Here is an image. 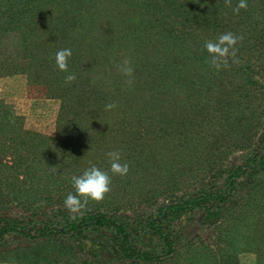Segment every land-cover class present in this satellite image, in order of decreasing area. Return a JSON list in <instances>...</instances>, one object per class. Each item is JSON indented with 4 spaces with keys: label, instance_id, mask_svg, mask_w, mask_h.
Instances as JSON below:
<instances>
[{
    "label": "trees",
    "instance_id": "trees-1",
    "mask_svg": "<svg viewBox=\"0 0 264 264\" xmlns=\"http://www.w3.org/2000/svg\"><path fill=\"white\" fill-rule=\"evenodd\" d=\"M246 2L0 0V77L58 100L49 136L0 97V261L163 264L191 222L214 230L210 248L191 232L196 264L241 251L264 264V0ZM227 32L243 39L216 70L204 44ZM64 48L71 84L54 62ZM109 151L127 175L109 172L104 199L69 213L71 178L108 171Z\"/></svg>",
    "mask_w": 264,
    "mask_h": 264
},
{
    "label": "clouds",
    "instance_id": "clouds-1",
    "mask_svg": "<svg viewBox=\"0 0 264 264\" xmlns=\"http://www.w3.org/2000/svg\"><path fill=\"white\" fill-rule=\"evenodd\" d=\"M225 4L231 7V0H225ZM247 7L246 0H238L236 6L232 8V12L233 14H239L241 9L246 10ZM242 39V36L227 32L219 35L215 41H206L204 48L208 53V63L216 70L229 67L230 58L233 62H236V45ZM71 56L72 50L70 48L60 49L54 56L57 69L68 73L65 76L66 84H71L76 79L74 73H69L68 61ZM117 70L126 78V83L129 85L133 84L134 67L129 59H123L117 65ZM115 107L116 105L114 103H110L105 106V109L111 110ZM106 156L110 163L108 171L101 170L89 162L91 164L89 168L85 169L81 175L71 178L74 191L67 194L63 201V206L69 213H79L86 208L89 201L100 202L104 199L105 195L111 190V177L109 172L112 175H127L129 166L127 163H121V153L119 151H109L106 153Z\"/></svg>",
    "mask_w": 264,
    "mask_h": 264
},
{
    "label": "rangeland",
    "instance_id": "rangeland-1",
    "mask_svg": "<svg viewBox=\"0 0 264 264\" xmlns=\"http://www.w3.org/2000/svg\"><path fill=\"white\" fill-rule=\"evenodd\" d=\"M24 81L23 76L19 74L0 77V97L3 98L6 103L10 104L16 113L23 116L25 129L51 136L54 131V118L58 108V100L43 97L41 90L37 87L30 86L31 90L29 91L28 89L30 88H25ZM236 155L237 153H234L232 156L236 157ZM151 185L152 184L148 185L147 188H150ZM160 200L162 199L159 198L157 201ZM184 231L188 233L189 236L186 239V245L180 246L176 256L163 264H196L198 261L197 258L201 257V255H193L191 253V232L198 236L195 239H199L206 244L207 247L210 248V246L213 245L214 230L211 227L188 222ZM31 257L21 259L22 262L1 260L0 264H67L65 258L62 257H55L50 263L35 261L31 259ZM224 260L227 261V264H256L255 254L251 251H241L237 253L235 259H231L230 261L227 259ZM208 262L211 263L212 261ZM213 264L222 263L217 261Z\"/></svg>",
    "mask_w": 264,
    "mask_h": 264
}]
</instances>
